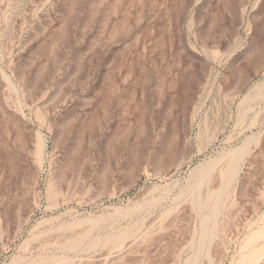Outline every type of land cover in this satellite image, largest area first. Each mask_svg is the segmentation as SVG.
Masks as SVG:
<instances>
[{
  "label": "rangeland",
  "instance_id": "1",
  "mask_svg": "<svg viewBox=\"0 0 264 264\" xmlns=\"http://www.w3.org/2000/svg\"><path fill=\"white\" fill-rule=\"evenodd\" d=\"M247 140L198 264H264V0H0V264H185Z\"/></svg>",
  "mask_w": 264,
  "mask_h": 264
},
{
  "label": "bare ground",
  "instance_id": "2",
  "mask_svg": "<svg viewBox=\"0 0 264 264\" xmlns=\"http://www.w3.org/2000/svg\"><path fill=\"white\" fill-rule=\"evenodd\" d=\"M249 147V140L245 141L238 149L234 150L229 154V166L227 168L226 172H222V178H223V187L220 191L215 192V193H208L206 201L212 203L211 207V213L209 215H204L203 212H201V230L199 231L200 234V244L198 247L197 252L192 255L188 260L185 262V264H198L199 259L202 257L203 253H208L210 244L212 241L215 239L216 234H217V229H216V222L217 218L220 214V211L222 209V205L224 204L225 200L228 198V190L233 184V181L238 174L239 167L241 164V159L243 156L246 154L247 150ZM212 164H208L207 166L204 167L203 172L201 174V177L199 179V183L201 184L202 179H206V177L209 175V173L212 171ZM204 179V180H205ZM203 180V183H204ZM202 185V184H201ZM199 186V185H197ZM201 187V186H199ZM195 206L198 208H201L203 203V200L201 196H197L195 198ZM257 234V233H256ZM264 235V230L262 229L260 232H258V236L250 239L251 244L255 243V239L259 236L263 237ZM125 235H122L118 240H116V244H119ZM259 240V239H258ZM257 240V241H258ZM254 241V242H253ZM256 241V242H257ZM260 250H253L252 253L249 255L248 259L254 260V262H258L259 258L262 257V254L260 255ZM210 262V259H208ZM211 263V262H210ZM21 264H30L29 262H24ZM35 264V263H32ZM48 264V262H46ZM212 264V263H211Z\"/></svg>",
  "mask_w": 264,
  "mask_h": 264
}]
</instances>
